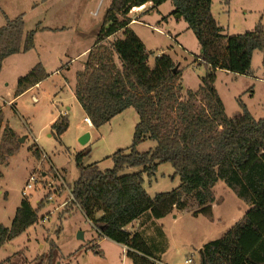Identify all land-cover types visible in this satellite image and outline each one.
I'll return each mask as SVG.
<instances>
[{"label":"trees","instance_id":"trees-1","mask_svg":"<svg viewBox=\"0 0 264 264\" xmlns=\"http://www.w3.org/2000/svg\"><path fill=\"white\" fill-rule=\"evenodd\" d=\"M166 1L112 0L106 9L96 43L84 68L77 72L75 95L94 127L99 128L129 107L137 111L139 121L129 150L119 148L111 156L113 167L103 170L97 163L85 165L83 158L90 154L89 147L77 153L80 174L71 189L72 201L101 235L128 247L134 264H156L157 256L167 249L166 237L158 228L161 239L157 242L147 236V227L175 209L212 216L214 186L222 180L250 207L221 238L204 244L202 262L264 264V117L255 118L241 99L243 113L229 117L215 86L218 70L252 72L255 50H264V28L259 22L251 31L229 35L213 14V0H171L173 13L180 14L197 37L200 61L208 67L199 88L184 94L182 70L175 60L163 53L150 64L144 42L129 27L134 7L150 3L154 10ZM6 20L0 27V72L8 56L35 46L39 30L37 25L25 33L22 14ZM121 30L122 38L109 39ZM49 76L43 63L38 62L18 79L16 96ZM3 120L0 109V129ZM52 126L60 137L69 127L68 116L61 115ZM147 138L155 140L156 145L140 152L137 146ZM18 150L16 132L6 126L0 164ZM34 152L41 157L39 148ZM166 162L173 165L181 183L152 196L143 185L144 174L151 177ZM127 167L140 169L122 174ZM43 205L41 202L34 208L24 197L12 224L7 227L0 223V247L38 223ZM137 219L139 229L129 231L126 227ZM60 257L59 245L51 241L48 252L36 256L34 264H54ZM4 261H10V256Z\"/></svg>","mask_w":264,"mask_h":264},{"label":"rangeland","instance_id":"rangeland-1","mask_svg":"<svg viewBox=\"0 0 264 264\" xmlns=\"http://www.w3.org/2000/svg\"><path fill=\"white\" fill-rule=\"evenodd\" d=\"M111 2L74 0V5L79 8L80 28L86 31L80 35L81 49L97 38ZM150 6L149 3L143 9H132L129 14L136 16L145 12L130 28L139 35L150 53L149 63L153 64L159 54L170 55L182 70L183 93L198 89L208 67L200 61L201 47L193 30L184 18L173 13L175 7L171 0L154 10ZM212 11L229 35L251 31L259 22L264 28V0H214ZM263 56L264 50H255L250 74L217 71L215 86L229 117L243 113L240 99L255 118L264 117ZM45 68L50 76L19 96H16L15 78L25 72L13 69L8 62L0 74V109L4 112L0 145L6 126L15 130L19 145V150L0 164V223L7 227L12 224L16 209L24 199L22 190L32 173L40 176L42 186L31 191L27 198L34 208L41 202L44 204L39 211L38 223L0 247V263L10 256V261L2 264H34L36 256L48 252L50 242L55 241L61 249V257L54 264H134L128 249L104 238L73 203L71 189L80 174L77 153L89 147L90 154L83 158L85 165L97 163L103 170L113 167L111 156L119 148L129 150L139 115L129 107L99 128L91 126L84 121V110L75 95L80 62H74L68 69L51 59ZM61 115L68 116L69 127L58 137L52 125ZM86 132L90 133V139L82 144L80 139ZM19 138L24 140L19 142ZM155 145V140L147 138L137 149L144 152ZM36 148L42 151L40 158L35 155ZM55 168L62 172L65 180L62 185L54 176ZM139 169L127 167L122 174ZM174 173L171 163H161L151 177L144 174L143 185L152 196L170 191L181 183ZM214 192L212 216H195L191 209H175L147 227L145 233L157 242L161 239L158 228L166 237L167 249L157 256L156 264H162L160 261L164 264H203L204 244L221 238L250 207L222 180L216 183ZM188 259L192 262H187Z\"/></svg>","mask_w":264,"mask_h":264},{"label":"crops","instance_id":"crops-1","mask_svg":"<svg viewBox=\"0 0 264 264\" xmlns=\"http://www.w3.org/2000/svg\"><path fill=\"white\" fill-rule=\"evenodd\" d=\"M143 13L145 12H141L136 16L131 14L132 21L129 27H132ZM21 14L25 20V33L37 25L39 30L35 34V46L32 49L12 54L3 62L0 74L8 62L11 63L13 69L25 72L15 78L16 88L18 79L27 74L38 62H42L46 67L47 62L52 59L69 69L74 62L79 61L81 69H78L77 72L84 68L88 54L95 45L96 39L91 44L84 45L81 49L79 44L80 35L86 33V31L83 32L80 28L79 8L78 5H74V0H13L12 3L0 0V27L7 23L6 17L12 19ZM32 23L33 25H31ZM122 37L123 30L109 39L113 41ZM134 222L136 223L133 224ZM139 225L140 220L137 219L126 228L135 232L139 229ZM104 238L107 237L104 236ZM121 245L128 249L126 245ZM160 263L164 264L163 261H160Z\"/></svg>","mask_w":264,"mask_h":264},{"label":"built area","instance_id":"built-area-1","mask_svg":"<svg viewBox=\"0 0 264 264\" xmlns=\"http://www.w3.org/2000/svg\"><path fill=\"white\" fill-rule=\"evenodd\" d=\"M145 7H146V5H143V6H140V7H134L133 9L140 10V9L145 8ZM84 121L86 123L90 124L91 126L93 125L91 119L89 117H87V116H85ZM45 157H46V155H45ZM54 176L58 179L60 185H62V184L65 183V180H64V177L62 175V172L60 170H58V168H55V170H54ZM41 182L42 181L40 180V176L37 175L36 173H32L30 175V177H29V179H28L25 187L22 190L23 196L24 197H27L30 194L31 191H34L39 186H42L41 185ZM71 196H72V194H71ZM52 198H53V196H50V199H52ZM155 262H156V260H155ZM187 262L191 263L192 260L191 259H188Z\"/></svg>","mask_w":264,"mask_h":264},{"label":"water","instance_id":"water-1","mask_svg":"<svg viewBox=\"0 0 264 264\" xmlns=\"http://www.w3.org/2000/svg\"><path fill=\"white\" fill-rule=\"evenodd\" d=\"M178 17H181L180 14L177 15ZM90 139V133L86 132L80 139L82 144H86ZM24 140V138H19V142H22ZM80 236H83V234H81ZM204 264V263H203Z\"/></svg>","mask_w":264,"mask_h":264}]
</instances>
